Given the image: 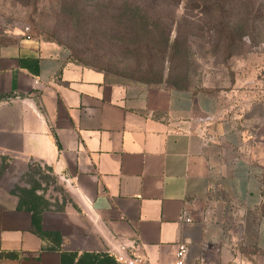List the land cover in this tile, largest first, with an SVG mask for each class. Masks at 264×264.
<instances>
[{
	"label": "crops",
	"instance_id": "1",
	"mask_svg": "<svg viewBox=\"0 0 264 264\" xmlns=\"http://www.w3.org/2000/svg\"><path fill=\"white\" fill-rule=\"evenodd\" d=\"M255 114L252 102L121 81L58 44L0 36V264H121L109 250L126 241L151 264H175L181 243L190 264H264ZM39 167L72 197L52 206L36 190L44 236L19 209L22 177Z\"/></svg>",
	"mask_w": 264,
	"mask_h": 264
},
{
	"label": "rangeland",
	"instance_id": "2",
	"mask_svg": "<svg viewBox=\"0 0 264 264\" xmlns=\"http://www.w3.org/2000/svg\"><path fill=\"white\" fill-rule=\"evenodd\" d=\"M12 33L58 44L121 81L252 102L264 123V0H0V36ZM34 188L52 206L72 203L47 167L18 187Z\"/></svg>",
	"mask_w": 264,
	"mask_h": 264
},
{
	"label": "built area",
	"instance_id": "3",
	"mask_svg": "<svg viewBox=\"0 0 264 264\" xmlns=\"http://www.w3.org/2000/svg\"><path fill=\"white\" fill-rule=\"evenodd\" d=\"M183 221L190 224L192 219L188 211L183 214ZM240 221V220H239ZM237 222L235 217L228 219L230 225ZM138 244L135 241H126L118 245L110 246V254L121 264H151L150 261L138 254ZM188 247L181 243L178 247L175 264H190L187 260Z\"/></svg>",
	"mask_w": 264,
	"mask_h": 264
},
{
	"label": "trees",
	"instance_id": "4",
	"mask_svg": "<svg viewBox=\"0 0 264 264\" xmlns=\"http://www.w3.org/2000/svg\"><path fill=\"white\" fill-rule=\"evenodd\" d=\"M20 192L21 201L19 209L27 210L33 213L34 225L36 227L37 233L40 236H44V233L41 228V215L44 201L42 200V198L36 195L35 188L31 191L21 190ZM82 262H85L86 264H107V257L85 254L82 256L81 264Z\"/></svg>",
	"mask_w": 264,
	"mask_h": 264
}]
</instances>
